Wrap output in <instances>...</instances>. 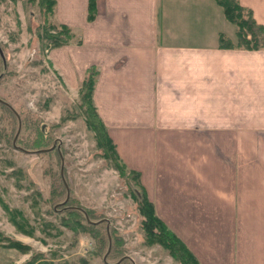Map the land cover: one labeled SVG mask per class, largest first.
<instances>
[{"label":"crops","instance_id":"crops-1","mask_svg":"<svg viewBox=\"0 0 264 264\" xmlns=\"http://www.w3.org/2000/svg\"><path fill=\"white\" fill-rule=\"evenodd\" d=\"M54 1L80 43L52 67L76 88L96 68L93 106L156 218L198 264H264V50L217 49L214 0H95L90 22L87 0ZM236 1L264 31V0Z\"/></svg>","mask_w":264,"mask_h":264},{"label":"rangeland","instance_id":"rangeland-1","mask_svg":"<svg viewBox=\"0 0 264 264\" xmlns=\"http://www.w3.org/2000/svg\"><path fill=\"white\" fill-rule=\"evenodd\" d=\"M37 2L0 0V101L19 118L14 147L24 151L12 146L16 118L0 108V264H176L145 244L133 181L101 159L78 104L80 84L67 86L49 60L55 11L50 17ZM249 147L264 151V141ZM72 220L98 226L102 246Z\"/></svg>","mask_w":264,"mask_h":264},{"label":"trees","instance_id":"trees-1","mask_svg":"<svg viewBox=\"0 0 264 264\" xmlns=\"http://www.w3.org/2000/svg\"><path fill=\"white\" fill-rule=\"evenodd\" d=\"M37 1L38 5L44 9V12H47L50 17H53L55 1ZM214 2L220 8L225 21L234 27V41L229 40L223 34H218L217 49L243 51L264 50V31L261 26L255 24L249 10L240 7L236 0H214ZM94 15L95 0H87V22L92 21ZM47 29L49 33H45V39L47 40L46 45H48L49 50L66 46L74 38L71 30L62 24H48ZM79 43L80 41L77 39L75 45H79ZM97 74L98 72L93 66L85 69L78 91V104L82 108L87 129L92 133L96 149L99 151L101 159L116 172L118 178L126 180V177L129 176L130 179L128 180L133 181L131 182L134 186L131 197L136 204L137 213L141 218L140 228L144 235L145 244L149 246L153 244L158 245L176 264H198L197 260L183 243L156 218L153 206L147 200L139 183L138 173L128 170L117 156L115 147L107 136L105 126L97 115L92 103V93ZM0 108L8 112L15 119V116L7 107L0 104ZM68 213L74 220H77V217L80 219L82 217L77 211H69ZM13 223L17 227H21L16 222ZM71 225L74 226V230L80 229L81 232L88 233L96 240L98 246H102L104 243L98 226L90 223L81 226L78 221H73Z\"/></svg>","mask_w":264,"mask_h":264},{"label":"water","instance_id":"water-1","mask_svg":"<svg viewBox=\"0 0 264 264\" xmlns=\"http://www.w3.org/2000/svg\"><path fill=\"white\" fill-rule=\"evenodd\" d=\"M0 104L3 105V106H5V107H7V108L12 112V114L15 116V118H16V120H17V131H16V134H15L13 140H12V146L14 147L15 137H16L18 131H19V118H18L17 114H16V113H15V112H14V111H13L8 105H7V104H5V103L2 102V101H0ZM14 148H15L16 150H18V151L24 152L23 150H21V149H19V148H16V147H14ZM50 150H52V148H50ZM59 158H60V162H61V157L59 156ZM61 171H62V163L60 164V174H61ZM65 190H66V192H67L66 187H65ZM66 199H67V195H66ZM65 201H66V200H65ZM108 251H109V243H108L107 251H106L105 255L108 253ZM104 259H105V256L103 257V261H104ZM122 259H123V258H122ZM122 259H120L116 264H118Z\"/></svg>","mask_w":264,"mask_h":264}]
</instances>
